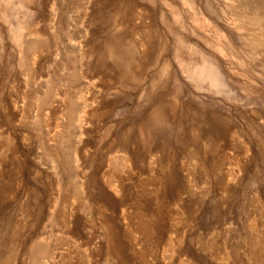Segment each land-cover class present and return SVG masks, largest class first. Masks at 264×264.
<instances>
[{"label":"rangeland","instance_id":"374dc122","mask_svg":"<svg viewBox=\"0 0 264 264\" xmlns=\"http://www.w3.org/2000/svg\"><path fill=\"white\" fill-rule=\"evenodd\" d=\"M0 264H264V0H0Z\"/></svg>","mask_w":264,"mask_h":264}]
</instances>
